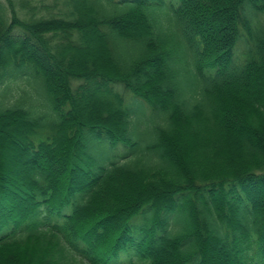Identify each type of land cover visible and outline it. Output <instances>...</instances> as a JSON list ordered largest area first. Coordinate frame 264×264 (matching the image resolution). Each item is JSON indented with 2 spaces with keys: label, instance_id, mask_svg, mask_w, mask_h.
<instances>
[{
  "label": "trees",
  "instance_id": "obj_1",
  "mask_svg": "<svg viewBox=\"0 0 264 264\" xmlns=\"http://www.w3.org/2000/svg\"><path fill=\"white\" fill-rule=\"evenodd\" d=\"M0 264H264V0H0Z\"/></svg>",
  "mask_w": 264,
  "mask_h": 264
},
{
  "label": "rangeland",
  "instance_id": "obj_2",
  "mask_svg": "<svg viewBox=\"0 0 264 264\" xmlns=\"http://www.w3.org/2000/svg\"><path fill=\"white\" fill-rule=\"evenodd\" d=\"M15 1L18 2V0H15ZM138 110L143 111L144 109L142 106H139ZM123 151H125V149L121 145H117V154H121Z\"/></svg>",
  "mask_w": 264,
  "mask_h": 264
}]
</instances>
